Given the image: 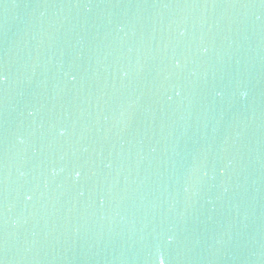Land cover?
<instances>
[{
  "label": "water",
  "instance_id": "obj_1",
  "mask_svg": "<svg viewBox=\"0 0 264 264\" xmlns=\"http://www.w3.org/2000/svg\"><path fill=\"white\" fill-rule=\"evenodd\" d=\"M264 264V0H0V264Z\"/></svg>",
  "mask_w": 264,
  "mask_h": 264
},
{
  "label": "snow or ice",
  "instance_id": "obj_2",
  "mask_svg": "<svg viewBox=\"0 0 264 264\" xmlns=\"http://www.w3.org/2000/svg\"><path fill=\"white\" fill-rule=\"evenodd\" d=\"M161 264H163V262H161Z\"/></svg>",
  "mask_w": 264,
  "mask_h": 264
}]
</instances>
